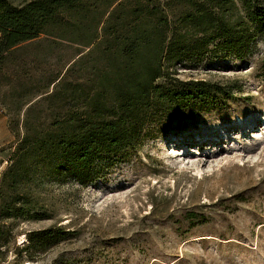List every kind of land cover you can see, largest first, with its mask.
Here are the masks:
<instances>
[{"label": "rangeland", "instance_id": "rangeland-1", "mask_svg": "<svg viewBox=\"0 0 264 264\" xmlns=\"http://www.w3.org/2000/svg\"><path fill=\"white\" fill-rule=\"evenodd\" d=\"M27 51L38 77L72 66L62 81L82 82L91 67L79 63L88 49L78 44L43 42ZM263 62L264 32L244 58L219 52L175 63L176 78L225 93L151 125L142 144L98 162L88 186H33L40 216L7 221L16 236L2 247L3 264H264ZM0 108L1 180L17 137ZM48 228L69 238L24 250L29 232Z\"/></svg>", "mask_w": 264, "mask_h": 264}, {"label": "trees", "instance_id": "trees-1", "mask_svg": "<svg viewBox=\"0 0 264 264\" xmlns=\"http://www.w3.org/2000/svg\"><path fill=\"white\" fill-rule=\"evenodd\" d=\"M263 32L264 0H0V103L17 137L0 180V264L16 236L7 221L40 216L33 186H88L98 162L142 144L151 125L225 93L176 78L175 63L219 52L244 58ZM64 41L88 49L79 56L91 63L87 78L64 83L72 66L33 75L27 50ZM69 235L31 231L24 250Z\"/></svg>", "mask_w": 264, "mask_h": 264}, {"label": "crops", "instance_id": "crops-1", "mask_svg": "<svg viewBox=\"0 0 264 264\" xmlns=\"http://www.w3.org/2000/svg\"><path fill=\"white\" fill-rule=\"evenodd\" d=\"M2 110H1V108H0V112H1Z\"/></svg>", "mask_w": 264, "mask_h": 264}]
</instances>
